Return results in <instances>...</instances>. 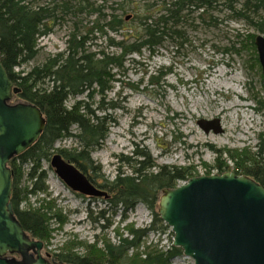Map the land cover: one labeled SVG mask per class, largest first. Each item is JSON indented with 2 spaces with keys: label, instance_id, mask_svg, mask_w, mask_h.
<instances>
[{
  "label": "rangeland",
  "instance_id": "obj_1",
  "mask_svg": "<svg viewBox=\"0 0 264 264\" xmlns=\"http://www.w3.org/2000/svg\"><path fill=\"white\" fill-rule=\"evenodd\" d=\"M40 1L43 3L46 0ZM90 1L96 6L104 1L105 6L109 7L103 9L105 13L115 8V13L122 14L114 0ZM155 1L117 0L125 7L124 21L130 27L139 25L138 17L144 13L143 7ZM163 1L158 0L153 11L160 8ZM232 6L238 9L236 4ZM188 15L181 18L185 22L177 27L182 32L181 38L173 36L162 39V44L153 55L147 50L140 55H131L135 64L129 61L124 63L125 72L117 75L120 81L115 82L104 97L101 107L112 122L106 138L90 153L95 174L88 175L95 177L96 183L113 180L119 171L131 175L133 167L139 166L135 161L140 159L156 165L151 171L187 167L192 171L189 179L233 172L235 162L223 150H230L232 155L244 150L250 153L257 150V135L264 132V80L257 51L238 48L240 45L236 44V35L259 32L247 25L246 21L233 18L232 10L220 4L214 11L205 13L197 10ZM258 15L264 19V9ZM94 17L85 13L68 14L60 22L51 23V31L38 39L36 57L26 65L17 67L15 72H28L49 55L64 50L67 35L77 28H89ZM119 32L113 34L116 39L121 37ZM96 44L100 49L111 51L103 38L91 40L90 50L96 48ZM231 45L238 52L230 51ZM255 55L258 62L254 60ZM158 71L166 74L157 82L150 83L149 77L158 76ZM111 105L115 108H110ZM96 106L95 102L91 107L94 109ZM202 119H218L222 131L215 133L210 130L206 133L197 124ZM54 145L56 149L73 150L77 143L65 136ZM140 152L148 154L149 158L139 156ZM220 152L222 154L219 156ZM126 158H130L129 162L125 161ZM217 158L225 171L214 167ZM25 167L27 165L21 166V187L31 184ZM41 167L47 172V192L29 194L19 208L34 210L39 207L46 212V202H52L53 207L46 216L59 213L64 221L58 222L55 218L47 220L50 234L43 242L41 254L44 256L49 254V258L53 259L58 252H66V249L84 255L90 244L95 243L96 248L100 249L107 240L115 243L118 240L116 235L127 236L129 225L143 229L152 224L151 211L143 203L137 202L131 211H124L121 205L113 208L102 197L86 198L76 194L56 176L46 159L41 161ZM184 182H178L176 186ZM162 191L157 193V214ZM100 210H104V217L98 221ZM161 223L165 226L164 230L155 225L144 237L139 247L141 251L145 246H150L165 253L173 247L171 227L162 220ZM131 253L132 250L128 256ZM171 261V264H194L191 257L183 254Z\"/></svg>",
  "mask_w": 264,
  "mask_h": 264
},
{
  "label": "trees",
  "instance_id": "obj_2",
  "mask_svg": "<svg viewBox=\"0 0 264 264\" xmlns=\"http://www.w3.org/2000/svg\"><path fill=\"white\" fill-rule=\"evenodd\" d=\"M103 2L96 6V3L90 0H46L43 3L40 0H0V62L13 83V94L7 103L34 104L43 113L46 124L39 139L21 155L12 157L8 163L12 179V194L9 201L12 212L23 230L31 238L38 239L42 243L46 242L50 234L47 220L55 218L63 223L60 214L46 216L53 207L52 202H46L45 209L48 210L46 212H42L39 207L34 210H20L19 206L29 194L47 192L45 184L47 172L41 167V161L43 159L50 161L53 153H59L63 159L71 160L84 173L89 170L88 173L95 174L90 153L106 138L112 122L101 105L115 82L120 81L117 75L125 72L124 63L129 61L135 64L136 61L131 55H140L145 50L153 55L156 48L162 44V39L182 37V32L177 28L185 22L181 18H187L189 13L197 10H203L205 13L214 11L219 4L232 10L233 18L246 21L251 28L264 34V19L258 15V12L264 9V0L240 2L239 0H164L161 2L162 6L153 11L158 4L156 0L143 7L144 13L138 17L139 25L133 27L128 26L124 21L125 7L122 6V2L114 0V3L121 8L122 14L115 13V8L105 13L103 9L109 7ZM232 4H236L238 9ZM79 13H85L89 17L95 16L89 28L74 29L67 35L64 50L49 55L44 62L28 69V72H15L17 67L26 65L36 57L39 51L38 39L51 31V23L60 22L68 14ZM117 31H120V39H116L113 35ZM255 35L237 33L236 44L240 45L238 48H248L255 52L253 39ZM102 38L111 51L100 49L97 44L96 48L90 50L89 42ZM234 45H231L230 51L238 52ZM254 60L256 61V55ZM165 74L158 71V76L151 75L149 82H157ZM80 96H84L83 99H76ZM96 97H98L97 101L94 100ZM70 100L72 103L68 104ZM95 102L97 106L93 109L91 106ZM110 108L113 109L115 106L111 105ZM73 126H75L74 130ZM65 136L70 137L73 143L74 141L77 143L73 150L55 148L56 141ZM257 136V150L253 153L244 150L232 155L227 149L222 152L228 153L229 159L234 160L235 175L249 176L264 188V132L258 133ZM139 156L149 158L148 154L143 152H140ZM129 160L130 158L125 159L126 162ZM28 162L33 163L32 170L28 174V179L32 182L29 186L21 187V166ZM135 163L139 166L133 167L131 175L119 171L111 181L96 183L95 177L87 176L97 186L107 191L110 195L108 203L113 208L121 205L124 211H131L137 202L143 203L151 211L152 224L143 229L129 225L127 236L116 235L118 240L115 243L107 240L100 249L96 248L95 243L90 244L84 255L72 253L67 249L65 251L68 253L58 252L53 258L55 262L171 264L174 257L182 254L178 247H171L169 252L165 253L150 246H145L143 251L139 247L155 225L158 224L164 230L165 226L162 225L157 214V193L189 179L192 171L187 167H172L171 170L159 168L157 171H151V168L156 167L153 162L140 159ZM214 167L221 172L226 170L222 167L219 158ZM103 217L104 210H100L98 221ZM130 250L132 253L128 256Z\"/></svg>",
  "mask_w": 264,
  "mask_h": 264
},
{
  "label": "water",
  "instance_id": "obj_3",
  "mask_svg": "<svg viewBox=\"0 0 264 264\" xmlns=\"http://www.w3.org/2000/svg\"><path fill=\"white\" fill-rule=\"evenodd\" d=\"M253 39L264 80V34ZM12 88L0 62V264H73L41 254L44 243L31 238L12 212L8 163L29 149L46 125L34 104L7 103ZM197 124L206 133L222 131L218 119ZM49 165L73 190L107 197L59 153H53ZM158 205V215L171 227L172 246L194 264H264V188L255 179L230 171L194 176L163 189Z\"/></svg>",
  "mask_w": 264,
  "mask_h": 264
},
{
  "label": "flooded vegetation",
  "instance_id": "obj_4",
  "mask_svg": "<svg viewBox=\"0 0 264 264\" xmlns=\"http://www.w3.org/2000/svg\"><path fill=\"white\" fill-rule=\"evenodd\" d=\"M64 160H65V162L68 164V165H70L72 168H73V170L75 171H77L78 173H81V174H83L84 176H86V178H88V180L90 181V183L93 185V186H95L97 189L99 188L100 190H104V189H102L101 187H99V186H97V184L96 183H94V182H92L90 179H89V177L87 176L88 175V171H86V173H84V171L79 167V166H77L74 162H72L71 160H69V159H65L64 158ZM53 171L55 172V174H56V176L57 177H59V175L56 173V171H55V167L53 168ZM62 181H63V183L64 184H66V182H64V180L61 178V177H59ZM67 185V184H66ZM68 186V185H67ZM69 187V186H68ZM70 188V187H69ZM72 189V188H71ZM73 190V189H72ZM76 194L78 193V194H80V195H82V196H84V197H86V198H88V197H90V198H98V197H102V198H104V199H107V200H109V194L107 193V191L106 190H104L105 192H106V196L107 197H105V196H98V197H94V196H91V195H85V194H83L82 192H80L79 190H73Z\"/></svg>",
  "mask_w": 264,
  "mask_h": 264
},
{
  "label": "built area",
  "instance_id": "obj_5",
  "mask_svg": "<svg viewBox=\"0 0 264 264\" xmlns=\"http://www.w3.org/2000/svg\"><path fill=\"white\" fill-rule=\"evenodd\" d=\"M30 166H31V165H27V170H29V169H30Z\"/></svg>",
  "mask_w": 264,
  "mask_h": 264
}]
</instances>
